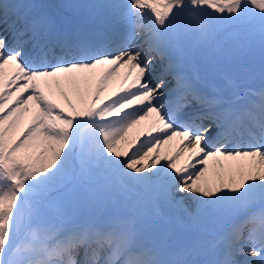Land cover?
Listing matches in <instances>:
<instances>
[{
	"label": "snow or ice",
	"instance_id": "6c2138e0",
	"mask_svg": "<svg viewBox=\"0 0 264 264\" xmlns=\"http://www.w3.org/2000/svg\"><path fill=\"white\" fill-rule=\"evenodd\" d=\"M61 7L0 0V264H264V0Z\"/></svg>",
	"mask_w": 264,
	"mask_h": 264
},
{
	"label": "bare ground",
	"instance_id": "6f19581e",
	"mask_svg": "<svg viewBox=\"0 0 264 264\" xmlns=\"http://www.w3.org/2000/svg\"><path fill=\"white\" fill-rule=\"evenodd\" d=\"M47 8L48 12L52 13L58 19H64L65 17H69V12L67 9L62 8L61 6L69 3L67 0H41ZM35 4H38V0H34ZM70 18V17H69ZM259 83L258 90L264 88V82L257 80ZM251 88V85H248ZM135 131V130H134Z\"/></svg>",
	"mask_w": 264,
	"mask_h": 264
}]
</instances>
